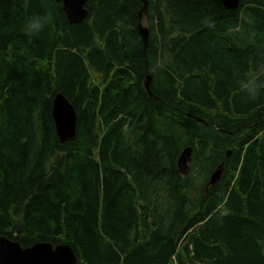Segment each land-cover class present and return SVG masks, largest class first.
Instances as JSON below:
<instances>
[{
  "label": "trees",
  "instance_id": "16d2710c",
  "mask_svg": "<svg viewBox=\"0 0 264 264\" xmlns=\"http://www.w3.org/2000/svg\"><path fill=\"white\" fill-rule=\"evenodd\" d=\"M61 5L0 0V236L78 264H264V92L238 86L264 84V0H87L81 23ZM58 91L76 112L64 143Z\"/></svg>",
  "mask_w": 264,
  "mask_h": 264
},
{
  "label": "water",
  "instance_id": "95a60500",
  "mask_svg": "<svg viewBox=\"0 0 264 264\" xmlns=\"http://www.w3.org/2000/svg\"><path fill=\"white\" fill-rule=\"evenodd\" d=\"M61 2V7L70 23H81L88 16V10L85 6L87 0H56ZM225 9H236L240 0H220ZM147 3L144 2L143 8L139 12L138 29L144 46L147 45L148 30L142 26V16L146 12ZM150 77H147L145 88L150 94ZM51 116L57 137L61 143L74 140L76 137V112L63 94L62 91L56 92ZM230 152H227V157ZM192 160V147H184L177 159L178 171L185 175ZM223 170V164L211 173L206 186L213 185L220 177ZM0 264H78V258L72 247L68 244L52 245L49 242L34 243L29 247L23 248L18 241L0 236Z\"/></svg>",
  "mask_w": 264,
  "mask_h": 264
},
{
  "label": "clouds",
  "instance_id": "9594fccd",
  "mask_svg": "<svg viewBox=\"0 0 264 264\" xmlns=\"http://www.w3.org/2000/svg\"><path fill=\"white\" fill-rule=\"evenodd\" d=\"M51 14H49L50 16ZM47 26V20L40 15H34L28 17L22 26V33L29 37L38 36ZM264 67V64H261ZM238 86L242 94L246 95L251 102H256L262 92H264V84L258 82L256 78H250L238 82Z\"/></svg>",
  "mask_w": 264,
  "mask_h": 264
}]
</instances>
